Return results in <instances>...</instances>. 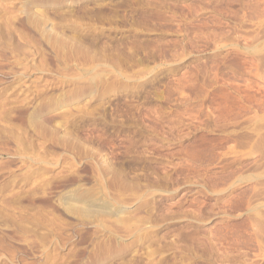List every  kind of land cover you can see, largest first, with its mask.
I'll return each mask as SVG.
<instances>
[{"label": "rangeland", "instance_id": "rangeland-1", "mask_svg": "<svg viewBox=\"0 0 264 264\" xmlns=\"http://www.w3.org/2000/svg\"><path fill=\"white\" fill-rule=\"evenodd\" d=\"M0 264H264V0H0Z\"/></svg>", "mask_w": 264, "mask_h": 264}, {"label": "bare ground", "instance_id": "bare-ground-1", "mask_svg": "<svg viewBox=\"0 0 264 264\" xmlns=\"http://www.w3.org/2000/svg\"><path fill=\"white\" fill-rule=\"evenodd\" d=\"M63 52H64V51H63ZM65 52H66V51H65ZM65 52H64V53H65ZM87 208H88V207H87Z\"/></svg>", "mask_w": 264, "mask_h": 264}]
</instances>
